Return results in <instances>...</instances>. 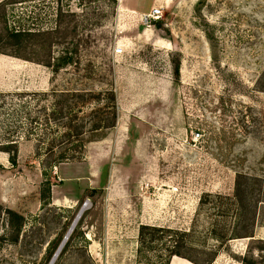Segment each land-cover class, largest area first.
Instances as JSON below:
<instances>
[{
  "label": "rangeland",
  "instance_id": "1",
  "mask_svg": "<svg viewBox=\"0 0 264 264\" xmlns=\"http://www.w3.org/2000/svg\"><path fill=\"white\" fill-rule=\"evenodd\" d=\"M5 1L0 141L18 140L14 164L0 150L14 186L0 202V264H164L181 238L202 264H264V0ZM3 13L9 31L26 32L19 49ZM64 59L57 74L37 63ZM109 88L115 125L85 133L80 157L38 149L40 132L56 133L41 110L52 100L29 93ZM88 160L102 163L95 183ZM148 219L185 234L139 240Z\"/></svg>",
  "mask_w": 264,
  "mask_h": 264
},
{
  "label": "trees",
  "instance_id": "2",
  "mask_svg": "<svg viewBox=\"0 0 264 264\" xmlns=\"http://www.w3.org/2000/svg\"><path fill=\"white\" fill-rule=\"evenodd\" d=\"M7 1L0 2V8H5ZM4 13L1 16L3 19L4 27L3 30L9 39H12L13 42H10L8 45H13L16 49L21 48L23 43V37L26 35V32L20 30L9 31L6 21H4ZM9 31V32H8ZM9 55L17 58H21L26 61H31L28 57L23 56L18 52V50L11 52ZM43 64L46 67L51 69L53 74H57L66 63L64 59L60 63L52 64L48 61L37 62ZM15 96L23 97L26 99L30 97L28 94L23 93H14ZM34 96H39V98L44 99L45 96L51 98V103L49 106H41L43 109V120L44 123L49 125V121L53 122V130L56 132L55 135L50 138L48 134L51 132L52 128L47 131H42L39 134L37 147L38 149L42 148L52 155V160L55 162L61 161H72L80 157L84 150L83 135L88 131L100 130L103 128L114 127L116 120V98L113 88L101 89L97 92L91 90H76V89H52L49 92L43 93H29ZM39 94V95H38ZM8 95L6 93H0L1 103H4ZM23 99V100H24ZM22 100V99H19ZM6 101V100H5ZM102 103V104H100ZM96 104L97 106H92ZM99 105L101 107L99 108ZM92 108L86 114L84 109ZM49 110V112H47ZM98 110V112H96ZM105 110V112H104ZM104 112V114H103ZM33 121V119H32ZM31 130L28 129L26 133H23L24 136L28 137L31 135ZM6 139L0 141V150L7 151L9 154V160L14 164L16 162V143L17 135L7 132ZM50 138V139H49ZM56 151V152H55ZM8 216H16L18 218H23L21 214L17 211H14L8 207L3 210ZM163 233H180L185 234V231H178L176 229L153 225V224H140L138 228V239L142 240L146 234H163ZM182 238L178 241H174L173 244L169 245L167 250L169 255L167 256L166 262L169 263V259L172 255H177L184 257L193 264H202L198 259L192 257L191 255L184 254L181 252L180 248L182 247ZM215 258L211 257L206 263L210 264ZM241 264H250L247 256H243L241 259Z\"/></svg>",
  "mask_w": 264,
  "mask_h": 264
},
{
  "label": "crops",
  "instance_id": "3",
  "mask_svg": "<svg viewBox=\"0 0 264 264\" xmlns=\"http://www.w3.org/2000/svg\"><path fill=\"white\" fill-rule=\"evenodd\" d=\"M0 164H1V167H0V202H3V203L5 202L6 203L7 202L6 201L7 200L6 199V196L8 195V191H5V190H10V189L13 190L14 186L13 185H5L4 184V181H3V173L6 172V171H8V168H7L6 164L3 161L0 162ZM75 164L76 163H74V170L76 169V165ZM101 165H102V163L100 164L96 160H93V161L92 160H88V167H87V169H85V171H86V173H87L88 176H86L85 180L86 181H89V182H92L93 181V183H95L96 182V177L94 178V176H95V174L98 175V174L101 173V168H102ZM79 177L80 176H76V177L74 176V179L79 180L80 179ZM74 184H78V183L77 182H74ZM78 185H82V184H78ZM85 185H89L88 182ZM53 197H54L53 199H55V198L57 199V196L53 195ZM151 211H153V210L151 209ZM154 220L155 219H148V220H145V221L140 220V222H146V224L160 225V224L154 223ZM137 232H138V229H135V231H134V235L135 236H136ZM109 239H110V237H109ZM134 241H136V239L131 242V245L130 246H133ZM124 242H125V244L128 245L127 240L124 239ZM103 243H105V242H102V244ZM102 244L100 243V246H99L97 244L95 245V243L93 242V244H90V245L94 249L92 250V248H91L90 250H92V251H94L96 253L98 252V250L101 252V250H103ZM111 246H112V244L110 245V244H106L105 243L104 247H105V251L107 250L106 251L107 253L112 252V251H110V247ZM176 261H178L177 264H193V263L190 262V260H188V259H186L184 257H181V256H177V255H172L171 258L169 259V263L168 264H172V263L173 264H176L175 263Z\"/></svg>",
  "mask_w": 264,
  "mask_h": 264
},
{
  "label": "built area",
  "instance_id": "4",
  "mask_svg": "<svg viewBox=\"0 0 264 264\" xmlns=\"http://www.w3.org/2000/svg\"><path fill=\"white\" fill-rule=\"evenodd\" d=\"M159 13H160V10L159 9H153L152 10V12H151V14H150V17L151 18H153V19H156L157 17H158V15H159ZM114 52L115 53H121V49L120 48H115L114 49ZM196 135H199V133H196ZM87 202H89L87 199L83 202V205L85 204V203H87Z\"/></svg>",
  "mask_w": 264,
  "mask_h": 264
},
{
  "label": "bare ground",
  "instance_id": "5",
  "mask_svg": "<svg viewBox=\"0 0 264 264\" xmlns=\"http://www.w3.org/2000/svg\"><path fill=\"white\" fill-rule=\"evenodd\" d=\"M88 205H89V202H87V203L84 204L85 207L88 206ZM85 207H84V208H85ZM81 215H82V213L79 214L78 218H77L76 221L74 222V223H75L74 226L72 225L73 228L75 227V225H77L76 223H77L78 219L81 217ZM71 228H72V227H71ZM70 230H71V229H70ZM72 230H73V229H72ZM72 230H71V231H72ZM69 233L71 234V232H69ZM67 237H68V235L66 236L65 240L67 239ZM65 240L63 241L62 245H61L60 248H59V251H58L57 254L55 255L56 258H57L58 253L60 252L61 248L63 247V245H64V243H65ZM56 258H54V261H55ZM52 263H53V261H52L50 264H52Z\"/></svg>",
  "mask_w": 264,
  "mask_h": 264
},
{
  "label": "water",
  "instance_id": "6",
  "mask_svg": "<svg viewBox=\"0 0 264 264\" xmlns=\"http://www.w3.org/2000/svg\"><path fill=\"white\" fill-rule=\"evenodd\" d=\"M64 239V238H63Z\"/></svg>",
  "mask_w": 264,
  "mask_h": 264
}]
</instances>
